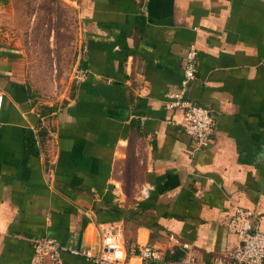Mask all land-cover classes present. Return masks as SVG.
Masks as SVG:
<instances>
[{
  "label": "crops",
  "instance_id": "obj_1",
  "mask_svg": "<svg viewBox=\"0 0 264 264\" xmlns=\"http://www.w3.org/2000/svg\"><path fill=\"white\" fill-rule=\"evenodd\" d=\"M70 1L79 76L62 105L37 96L20 44L0 37V264H29L36 236L96 244L108 221L127 245L160 250L129 264L208 262L237 244L236 208L264 231V0ZM8 13L0 0V25ZM191 46L185 97L215 117L206 148L167 106Z\"/></svg>",
  "mask_w": 264,
  "mask_h": 264
},
{
  "label": "built area",
  "instance_id": "obj_2",
  "mask_svg": "<svg viewBox=\"0 0 264 264\" xmlns=\"http://www.w3.org/2000/svg\"><path fill=\"white\" fill-rule=\"evenodd\" d=\"M196 49L192 46L183 57V76L177 92L168 93L167 106H178L183 110L181 126L193 140L197 148H206L213 142L215 117L211 109L192 102L185 97L186 90L195 79L197 71ZM3 96L0 93V110ZM96 244L82 249L63 246L52 236H36L29 239L32 255L29 264H67L65 253L78 255L84 264H129V255H137L144 260L160 257V250L154 244L127 245L116 221L102 222L98 225ZM227 228L238 237L234 248L213 256L203 262L193 255L186 256L187 264H264V231L256 225V212L246 208H236L228 220ZM169 240L188 250L187 242L179 241L169 235Z\"/></svg>",
  "mask_w": 264,
  "mask_h": 264
},
{
  "label": "rangeland",
  "instance_id": "obj_3",
  "mask_svg": "<svg viewBox=\"0 0 264 264\" xmlns=\"http://www.w3.org/2000/svg\"><path fill=\"white\" fill-rule=\"evenodd\" d=\"M0 37L18 42L37 96L62 105L78 80L80 40L70 0H8Z\"/></svg>",
  "mask_w": 264,
  "mask_h": 264
},
{
  "label": "trees",
  "instance_id": "obj_4",
  "mask_svg": "<svg viewBox=\"0 0 264 264\" xmlns=\"http://www.w3.org/2000/svg\"><path fill=\"white\" fill-rule=\"evenodd\" d=\"M26 139H27V142H29V143H28L29 149H30V150H33V148H32V145H33L32 138H29V135H28V136L26 137Z\"/></svg>",
  "mask_w": 264,
  "mask_h": 264
}]
</instances>
